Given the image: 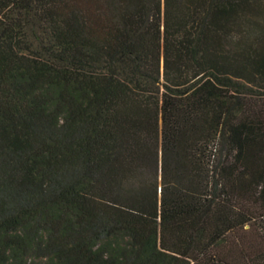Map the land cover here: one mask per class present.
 Returning <instances> with one entry per match:
<instances>
[{
	"label": "trees",
	"instance_id": "trees-1",
	"mask_svg": "<svg viewBox=\"0 0 264 264\" xmlns=\"http://www.w3.org/2000/svg\"><path fill=\"white\" fill-rule=\"evenodd\" d=\"M264 264V0H0V264Z\"/></svg>",
	"mask_w": 264,
	"mask_h": 264
},
{
	"label": "rangeland",
	"instance_id": "rangeland-1",
	"mask_svg": "<svg viewBox=\"0 0 264 264\" xmlns=\"http://www.w3.org/2000/svg\"><path fill=\"white\" fill-rule=\"evenodd\" d=\"M46 262L45 258H37V257H31L27 263L28 264H44Z\"/></svg>",
	"mask_w": 264,
	"mask_h": 264
}]
</instances>
